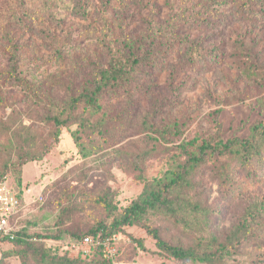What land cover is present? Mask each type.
I'll list each match as a JSON object with an SVG mask.
<instances>
[{
  "label": "rangeland",
  "instance_id": "obj_1",
  "mask_svg": "<svg viewBox=\"0 0 264 264\" xmlns=\"http://www.w3.org/2000/svg\"><path fill=\"white\" fill-rule=\"evenodd\" d=\"M115 57L127 73L131 69L130 80L103 95L107 141L80 137L105 148L84 155L72 135L77 124L56 128L44 117ZM135 57L139 68L131 67ZM13 67L26 82L15 83ZM260 120L264 0H0V169L8 163L5 177L22 198L14 226L39 250L76 257L77 236L96 231L91 237L99 240L98 226L118 218L145 181L164 178L185 160L179 145L194 149L247 137ZM173 123L178 133H164ZM147 146L155 150L136 170ZM30 147L48 151L22 162ZM221 159H209L196 178L199 197L213 214H190V226L177 227L148 212L140 224L113 231L111 264H202L163 255L142 224L199 250L217 248L214 240H224L246 207L264 200V163L252 160L250 176L232 163L238 172L226 184L217 179ZM259 209L262 217L252 227L264 239V207ZM25 253L28 264H42L36 250L0 240V264H24ZM81 259L92 264L94 257ZM223 264H264V240L251 238Z\"/></svg>",
  "mask_w": 264,
  "mask_h": 264
},
{
  "label": "trees",
  "instance_id": "obj_2",
  "mask_svg": "<svg viewBox=\"0 0 264 264\" xmlns=\"http://www.w3.org/2000/svg\"><path fill=\"white\" fill-rule=\"evenodd\" d=\"M132 64V68L141 67L139 57L133 58ZM126 70L116 57L109 61L107 65L97 66L94 69V77L91 79L90 84L84 86L78 93L71 95L59 111L47 112L44 117L45 120L51 121L56 128L69 123L77 124V128L72 135L76 145L79 147V152L86 155L101 151L105 148L104 145L98 141L85 142L81 139L80 134L86 136L100 135L102 141H107L106 133L109 131V127H107L106 114L103 110L101 99L105 93L113 90L114 86L130 80L131 69L129 73ZM10 75L17 84L26 82L27 78L16 67L12 68ZM96 114L101 115L96 117ZM178 128L179 125L173 123L164 129V133H178ZM15 133L17 134V132ZM88 143L90 144L89 147ZM179 147L185 155V160L177 163L176 168L172 171H167L164 178L145 181L141 193L124 208L118 218H115L109 225L100 224L98 226V231L101 230L100 239L111 238L113 231L120 226L140 224L144 215L148 212L161 213L172 220L177 227L181 224L189 227L190 224L185 219V216L188 217L190 214L200 212H204L206 215L213 214L214 209L207 204H204V207V202L199 197V193L196 190L199 180L196 178L201 177L200 175L204 172L208 160L212 158L215 160L223 158L215 167L217 179L221 183L231 184L236 177V172L238 171L235 172L232 169V163L239 164L240 168L246 171V175L250 176L247 165L252 160L256 159L258 162L264 163V120L252 124L247 137H235L216 145H211L208 142L200 143L194 149H190L186 143L179 145ZM21 148L23 149V147ZM152 150L155 149L150 146L145 147L143 154L139 157L140 161L135 162L134 168L136 170H140L144 156ZM47 151L48 147H43L40 151L30 147L24 151L25 158H23L22 162L40 159ZM131 154L134 155V153ZM135 155H138V153H135ZM7 168L8 163L5 162L0 169V180L5 178ZM17 194L20 199V209L22 198L19 192ZM100 201L105 202L104 198ZM260 206L264 207V200L248 205L243 217L229 230L224 240H214L217 242V248L214 249L202 248L199 250L193 245L185 244L180 240L172 241L164 238L159 227H151L145 223L142 226L155 240L156 248L163 255L202 264H223L227 256L240 250L243 244L250 241L251 238H256L259 243L264 240L259 232L252 227L253 224H259L260 217H262ZM17 213L11 219L13 224ZM14 233L13 239L6 238L4 240L14 241L18 246L36 250L39 258L36 260L37 262L41 261L42 264H87L82 261L81 253L72 259L61 258L49 254L45 249H37V242L27 240L24 235L19 233L18 229L15 228ZM95 233L97 232L90 231L88 234L77 236L75 241L78 242L77 240H81L84 236H91V234ZM137 242L142 249L145 248L140 240ZM92 257H94L92 264H111L116 255L111 259L105 258L102 255L101 247L96 246L88 256L89 259ZM22 258L24 264H28L29 258L26 253L22 255Z\"/></svg>",
  "mask_w": 264,
  "mask_h": 264
},
{
  "label": "built area",
  "instance_id": "obj_3",
  "mask_svg": "<svg viewBox=\"0 0 264 264\" xmlns=\"http://www.w3.org/2000/svg\"><path fill=\"white\" fill-rule=\"evenodd\" d=\"M20 199L17 191L13 190L7 178L0 180V240L13 239L15 226L12 217L18 212ZM78 244V250L82 257L91 254L96 246L101 247L102 255L111 259L115 256L116 249L113 246L112 238L94 240L91 236H84Z\"/></svg>",
  "mask_w": 264,
  "mask_h": 264
}]
</instances>
